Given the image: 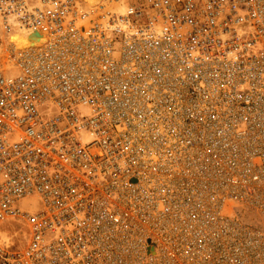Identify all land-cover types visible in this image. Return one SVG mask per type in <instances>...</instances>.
<instances>
[{
  "label": "built area",
  "instance_id": "2783aa9c",
  "mask_svg": "<svg viewBox=\"0 0 264 264\" xmlns=\"http://www.w3.org/2000/svg\"><path fill=\"white\" fill-rule=\"evenodd\" d=\"M0 264H264V0H0Z\"/></svg>",
  "mask_w": 264,
  "mask_h": 264
},
{
  "label": "bare ground",
  "instance_id": "6f19581e",
  "mask_svg": "<svg viewBox=\"0 0 264 264\" xmlns=\"http://www.w3.org/2000/svg\"><path fill=\"white\" fill-rule=\"evenodd\" d=\"M89 1L91 3H94L96 0H89ZM23 40H25V39L18 36V35H14L13 38L11 39V41H15L17 43V47H22Z\"/></svg>",
  "mask_w": 264,
  "mask_h": 264
}]
</instances>
